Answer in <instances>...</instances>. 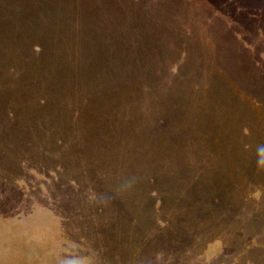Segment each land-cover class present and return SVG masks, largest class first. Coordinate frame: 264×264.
<instances>
[{
    "label": "rangeland",
    "instance_id": "obj_1",
    "mask_svg": "<svg viewBox=\"0 0 264 264\" xmlns=\"http://www.w3.org/2000/svg\"><path fill=\"white\" fill-rule=\"evenodd\" d=\"M113 1L115 6L104 7L107 12L114 10L113 14L104 17V24L101 25V17L98 13L92 12L91 18L87 17L90 21H87L86 28L88 30L86 31L90 33L92 40L89 38L88 45L84 46L81 41L87 35L85 32L75 31L73 37L68 38L72 24L66 21V17H56L63 9L58 4L43 0H21L19 3L15 0H0V183L3 185H0V191H12L14 189L12 182H16L17 184L14 185L19 189L12 192L15 195L18 193L21 201L22 195L31 191L38 179L48 181L50 177L56 176L52 177L54 181L50 190L53 192L59 190L60 192L58 195H49L56 202L53 209L61 212L62 221L67 226L71 221H73L74 227L77 226V240H72V237H69L72 235L70 228L64 227L66 236L63 234L61 244L54 248L59 252L61 262L51 261L52 252L49 250V253L44 254V257L42 256L43 258L40 259L36 256L37 254L34 255V258L31 254L27 260L23 258L27 264H114L115 262L129 261L127 260L129 257L133 261L139 262L138 248L140 246L138 244L140 245V242L134 240L136 236H128V230H124V227L118 226V230H114L113 226L119 223L117 220L109 218L110 210L108 208H113L111 211L116 212L113 217L119 216V214L133 215L130 210L142 212L140 207L133 209L134 203L142 204L140 200L145 197L141 196V189L135 188L136 185L133 184L132 187L130 186L131 190L126 191V194L132 199V203L127 204V208L124 209L120 204L123 199L122 195L119 192L118 194L121 196L115 194L117 191L114 193V190L120 188V182L125 175L127 176L128 171L125 165L119 161L106 164L104 162L103 165H100L98 161L77 157L76 145L73 144L72 139L75 138L74 135L81 134L82 131L78 133L74 128L72 132L71 129L68 132L64 127L57 125L62 121L66 125L72 122L74 126H78L86 123L84 122L86 117L82 115L90 114V127L99 120L107 124L112 118L111 110L113 113L122 111L121 93L117 92V95H112V93L115 88L129 90L127 89L129 86L126 88L122 86L123 78H118L123 67H133L129 59L123 57V51H120V57L113 54L118 59L114 70L115 75L113 74L107 79H97L93 75L90 79L82 80V77L78 76L77 79L72 78L73 72L66 69L71 67L74 61L70 53L63 47L65 43H68L69 46L72 44L71 51H74L75 55L87 54L88 57L97 55L99 60L104 61V55L111 48L116 47L121 35L119 33H122L125 27L122 16L125 17V20L128 14L126 7L122 11L120 1ZM14 2L18 4L14 5ZM207 3L202 1L199 5L204 7ZM28 4L29 6H27ZM166 4L167 9L173 10L171 15H167V20L165 19L167 24L173 27L169 36V54H164L161 49L156 51V48L151 51V54L153 55L152 59L154 55L161 59L157 66L153 65L156 71L159 69L157 79L153 83L157 93L163 91L162 98L169 99L166 113L169 116L172 131L178 134L181 131H187L185 128L188 127L182 125L183 119L193 118L200 114V105L203 101L201 98L206 94L210 97L206 96L204 101L208 98L214 100V97L218 98L219 100L216 101L222 105L223 98L219 95H226L229 90L228 86L233 87L231 88L232 92L228 95L230 98L227 103L233 105L237 101V98L234 97V92H236L238 96L247 100V106L254 105L251 110L253 118L250 119V115L249 118L247 115L242 118L244 113L240 107L235 106L236 109L238 108V112L234 110L236 115L233 118L235 119L222 118V123L219 126L221 127L220 132L223 133H234L235 130L240 133L242 131L248 133L251 129L248 138V155H236L229 160L231 172L233 171L232 180L229 175H223L225 179L233 181L235 185L242 186L244 182L240 181L241 176L236 177L234 171L242 170L245 165L259 166L264 171V98L255 96L258 95L257 91L260 86L252 80L253 60L260 63L264 59V51H262V55L252 56L251 46L256 43L255 36L252 30L249 31L250 26L241 31L242 27L246 28V23H241L237 18L234 23L226 26L223 19H219L221 22L208 21V17L203 14L202 10L189 6L186 0H166ZM13 7L27 10L21 16L14 18L10 14ZM45 7H50V9L45 11ZM159 20L158 24H161L164 19ZM179 24L182 26H177ZM74 28L79 30L77 28H81V24L75 25ZM103 29L106 32H109V29L112 30L111 34L115 35L114 44H109L110 42L103 44V42L106 43L104 37L101 36ZM206 33H208V39L205 41ZM260 36L262 37V35ZM180 38L184 39L182 42L191 51L182 52V57L185 59V61L183 60V70L177 64L172 63L178 59V55L175 53L177 45L181 43ZM192 39L196 44L194 48L187 42ZM94 40L100 45L99 49ZM51 43L63 49L65 59L61 55L59 56L60 52H58L55 53L56 56L49 55L42 58V63H36L38 59L32 61L33 53L30 52L32 47L36 52L45 45L48 47ZM196 48H202V50L199 53L193 52ZM238 50H245V54H238ZM65 54L70 55L69 61ZM216 59H220V62L215 63ZM169 61L172 66L168 78L169 74L165 73L164 75L162 68L170 65ZM66 62L70 65H66ZM100 64L102 63L100 62ZM100 64L97 65L100 66L98 70L102 71ZM83 66L88 68L91 65ZM149 66L150 64L144 65L142 70ZM240 89L244 94L240 92ZM180 90H182L181 95ZM259 96H264V86L261 87ZM160 98L158 95V100ZM180 109L184 110L179 112ZM238 113L240 115H237ZM216 114L217 118L223 117V115L226 117L222 112L216 111ZM226 114L229 116L228 113ZM78 116H81V121H75V117ZM115 117H119V115H115ZM230 117H232V113ZM188 120L186 119V122ZM242 124L247 125L244 128ZM223 125L228 126L227 130ZM200 126L204 129L202 125ZM247 126L248 128H246ZM91 130L93 129H89L87 132ZM66 133L70 134L65 135ZM93 134H95L94 130ZM69 141L71 143H68ZM177 144L174 145L175 148L169 144L170 146L165 149L164 153L173 157L179 155L180 158L184 154L182 151L184 149H182L181 143ZM106 150L104 149V151ZM111 150L118 155L115 148ZM131 154L134 155L136 152H131ZM65 155L72 157L68 159L72 162L67 163L63 158ZM174 158L173 161L177 159ZM174 163L177 164L176 161ZM96 169L98 173L94 171ZM47 171H49V175ZM253 176L254 179L252 177L247 186L253 185L256 189L264 191V179L258 180L256 174ZM260 190L256 193H260ZM145 194L147 196V193ZM112 195L117 196L112 197ZM30 197L34 199L33 195ZM14 198L16 197L14 196ZM142 213H148V211ZM138 214L135 215L138 216ZM146 216L148 215L144 217ZM132 222L135 227L139 221L133 218ZM203 231L201 230V233ZM143 233L145 234V232ZM141 234L138 231L137 237ZM140 240L142 239L140 238ZM29 243L30 251L38 248L37 239L35 241L31 239ZM18 250V258L14 264H22L19 262L21 261L19 258L23 252L20 247ZM172 255L174 264L177 262V256L174 251Z\"/></svg>",
    "mask_w": 264,
    "mask_h": 264
},
{
    "label": "trees",
    "instance_id": "obj_2",
    "mask_svg": "<svg viewBox=\"0 0 264 264\" xmlns=\"http://www.w3.org/2000/svg\"><path fill=\"white\" fill-rule=\"evenodd\" d=\"M20 1L15 0L18 3ZM43 1L54 2L63 8L56 17H66V21L72 24L68 38L73 37L75 31H83L87 34L81 41L84 46L88 45L89 38L92 40L90 33L86 31L88 30L86 28L87 21L91 18V13L99 14L102 25L105 22L104 17L114 13V10L107 12L104 7L115 6L113 0ZM115 1H120L122 11L125 10V7L128 10L125 20V17L122 16L125 27L122 33H119L121 35L115 47L118 51L111 48L104 55V61H101L97 55L93 57H88L87 54L75 55V52L71 51L72 44L69 46L68 43H65L63 47L70 53L74 61L73 65L66 69L73 72L72 78L77 79L78 76L82 77V80L90 79L93 75L97 79H107L113 75L115 65L118 63L116 55L120 57L119 53L121 50L123 51V57L129 59L133 67H123L118 78H123L122 86L125 88L129 86L127 88L129 90L115 88L112 93V95H117V92L121 93L122 111L113 113L111 110L112 118L107 124L99 120L92 127H90L91 114L82 115L86 117L84 122L87 124L74 126L72 122L69 125L62 121L57 123L58 126L64 127L68 132L70 129L72 132L74 128L78 133L82 131L81 134L74 135L75 138L72 139L73 144L76 145L77 157L80 158L81 156L82 159L98 161L100 165L112 161H119L125 165L128 171L127 176L125 175L120 182V191L119 189L114 190V193L117 191L115 194L122 195L123 199L120 204L124 209L127 208V204L132 203V199L126 194V191L131 190L132 184L136 185L135 188L141 189V196H145L140 200L142 204L140 202V205L134 203L133 209L140 207L142 212L148 211V213L130 210L133 215L119 214V216L113 217L116 212L111 211L113 208H108L110 210L109 218L117 220L119 223L113 226L114 230L124 227V230H128V236H136L134 240L140 242V245L138 244L140 246L138 248L139 262L133 261L129 257L127 259L129 261L115 262L114 264H173V251L177 256V262L174 264H264V191L256 189L253 185L247 186L248 181L252 177L254 179L253 174H256L258 180L264 179L262 176L264 174L263 168L245 165L242 170L234 171L236 177L241 176L240 181L244 182L242 186H237L233 181L223 177V175H229V178L233 179L229 160L236 155H248V138L251 129L248 133L243 131L240 133L238 130H235L234 133H223L220 132L221 127H219L222 118L235 119L233 118L236 115L234 110L238 112V108L236 109L235 106L240 107L244 113L242 118L244 115H247V118L249 115L251 116L250 119L253 118L254 115L251 110L254 105L247 106V100L238 96L236 92H234V97L237 98V101L233 105L227 103L230 98L228 95L233 88L227 85L229 90L226 95H219L223 98L222 105L216 101L219 99H215L213 96L215 101L211 98L204 101L206 96L210 97L206 94L205 97L201 98L203 101L200 105V114L193 118L183 119L182 125L188 127L185 128L187 131H181L179 134L173 132L168 119L169 116L166 113V105L169 99L167 97L162 98L164 92L157 93L153 83L159 74V69L156 71L153 65L157 66L161 59L160 57L157 58V55H154L152 59L153 55L151 54L154 48L156 51L161 49L164 54H169V36L173 27L167 24L166 20L167 15H171L173 10L167 9L166 0ZM186 1L189 6H193L195 9L198 7L202 10L203 14L208 17V21L221 22L219 19H223L222 21L228 26L230 23H234L237 18L241 23H246V28L242 27L241 31L250 26L249 31L252 30L256 40V43L251 46L252 56L262 55V51H264V0ZM202 1L208 2L207 5L204 7L199 5ZM15 2L13 4L17 5L18 3ZM20 8L13 7L10 11L11 17L21 16L27 10ZM48 9L50 7L44 8L45 11ZM88 16H90L89 19ZM159 19H164L161 24H158ZM78 24H81V28L76 30L74 26ZM111 31V29L109 32H106L105 29L101 31V36L106 41V43L102 41L103 44L109 42V44H114L115 35H112ZM207 39L208 33L204 37L205 41ZM182 40L184 39L180 38L181 43L177 45V52L175 53L178 55V59L172 62L177 64L179 68L181 67V70L184 68L185 61L182 52L190 50ZM187 42L193 48L196 45L193 39ZM95 43L99 49L100 45L96 41ZM201 50L202 48H196L193 52L199 53ZM30 52L33 53L32 61L38 59L36 63H42V58L55 55L58 52H60L58 53L59 56L61 55L65 59L63 49L55 46L54 43L49 44L48 47L45 45L36 52L32 47ZM238 54H245V50H238ZM70 55H66L69 58L68 61L71 59ZM214 62L219 63L220 59H216ZM172 63L162 68L164 75L165 73L169 74L168 78ZM65 64L70 65L67 62ZM88 64L91 65L88 68L83 66ZM99 64L103 69L102 71L98 70L100 66L97 65ZM149 64V67L142 70L144 65L148 66ZM252 69V80L260 86L257 91L258 95L255 96L264 98V96H259L261 87L264 86V59L260 63L253 60ZM180 78L178 77V79ZM240 92L242 93V89ZM181 93L182 90H180V95ZM158 95L161 97L159 100ZM180 106L182 105L180 104ZM182 110L184 109H180L179 112ZM216 111L224 113L226 117L223 115V117L217 118ZM231 113L232 117H230ZM115 115H119V117H115ZM75 119V121H81V116L75 117ZM186 119L189 120L186 122ZM246 125L242 124V127ZM223 126L227 130L228 126ZM104 127L106 128L103 129ZM89 129H93L95 134H93V130L87 132ZM186 137L187 139H185ZM178 142L183 145L184 154L180 158L179 155H174L177 158L174 160L177 162L175 164L174 157L164 153V151L170 146L169 144L175 148L174 145H178ZM113 148L117 150L118 155L111 150ZM104 149L107 150L104 151ZM131 152H136V154L133 155ZM63 158L67 163L72 162V160H68L72 158L69 155H65ZM93 167L97 168L94 165ZM94 171L97 172V169ZM199 188L201 190L198 191ZM259 190L260 193H256ZM117 195H112V197ZM146 201L147 203L144 204ZM136 213H139L138 216L135 215ZM108 215L107 212V217ZM145 215L148 216L144 217ZM133 218L139 221V226L136 225V228L133 226ZM201 230L204 231L201 233ZM138 231L139 234L142 233L139 236L142 240L137 237ZM170 248L172 250H169Z\"/></svg>",
    "mask_w": 264,
    "mask_h": 264
},
{
    "label": "flooded vegetation",
    "instance_id": "obj_3",
    "mask_svg": "<svg viewBox=\"0 0 264 264\" xmlns=\"http://www.w3.org/2000/svg\"><path fill=\"white\" fill-rule=\"evenodd\" d=\"M47 173L49 175V171ZM52 177L48 181L38 179L32 190L29 192L26 190L28 194L22 195L21 201L18 193L15 195L12 192L19 189L14 185L16 182H12L14 187L12 191H0V263L14 264L19 254L18 247L23 252L19 258L22 264H27L26 260L31 254L32 258L37 254L40 259L44 254H48L49 250L52 252L51 261L61 262L60 254L54 248L61 244L63 234L66 236L64 227L70 228L72 235L69 237L77 240V226L74 227L73 221L67 226L62 221L61 212L53 209L56 202L49 195H58L60 191L50 190L54 181ZM0 185L3 186L1 183ZM30 195H33L34 199H31ZM31 239L32 241L37 239L39 242L38 248L33 251H30Z\"/></svg>",
    "mask_w": 264,
    "mask_h": 264
}]
</instances>
